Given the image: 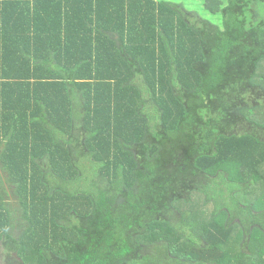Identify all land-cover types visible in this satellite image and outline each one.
I'll list each match as a JSON object with an SVG mask.
<instances>
[{
    "label": "trees",
    "instance_id": "obj_1",
    "mask_svg": "<svg viewBox=\"0 0 264 264\" xmlns=\"http://www.w3.org/2000/svg\"><path fill=\"white\" fill-rule=\"evenodd\" d=\"M221 13L0 0V264H264V0Z\"/></svg>",
    "mask_w": 264,
    "mask_h": 264
},
{
    "label": "rangeland",
    "instance_id": "obj_2",
    "mask_svg": "<svg viewBox=\"0 0 264 264\" xmlns=\"http://www.w3.org/2000/svg\"><path fill=\"white\" fill-rule=\"evenodd\" d=\"M169 2L177 5H182L187 11L194 12L198 14L202 19L207 20L219 27H223V17L221 10L224 6V0H156ZM264 70V67L263 69ZM206 196L210 197L209 201L203 203V206H206L204 209L199 208L201 201H206V196L202 193L195 192L193 194V201L189 204L181 203L186 210H189L190 207H194L192 212H195L194 221L198 218L208 221L211 214L214 211H219L224 209L228 212L230 216H235L237 212H240L243 205L241 203L245 202V193L240 191L238 185H233L227 182L226 178L223 175H220L216 180L211 181L208 184V188L205 190ZM240 200V201H239ZM183 207V208H184ZM182 208V209H183ZM193 212V213H194ZM236 225V224H233ZM240 229V226H239ZM237 227L234 230V233L239 230ZM245 251L247 249L245 248ZM160 257V256H159ZM160 264H179L178 262L168 263L163 257L159 259Z\"/></svg>",
    "mask_w": 264,
    "mask_h": 264
}]
</instances>
